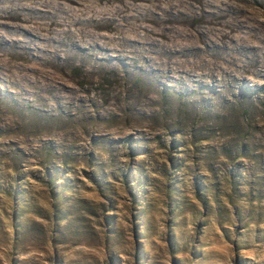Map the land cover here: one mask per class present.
Here are the masks:
<instances>
[{
  "label": "rangeland",
  "instance_id": "obj_1",
  "mask_svg": "<svg viewBox=\"0 0 264 264\" xmlns=\"http://www.w3.org/2000/svg\"><path fill=\"white\" fill-rule=\"evenodd\" d=\"M59 1L26 3L53 38L0 25V264H264V0H184L175 58L235 62L204 83L119 41L130 0ZM139 3L137 35L169 24ZM80 27L113 45L77 49Z\"/></svg>",
  "mask_w": 264,
  "mask_h": 264
},
{
  "label": "bare ground",
  "instance_id": "obj_2",
  "mask_svg": "<svg viewBox=\"0 0 264 264\" xmlns=\"http://www.w3.org/2000/svg\"><path fill=\"white\" fill-rule=\"evenodd\" d=\"M32 1H34V0H0V25H2L3 23H7L4 20V16L9 15L12 12V15L16 17L17 21L15 23H8L10 26L12 25V27H10V30L12 32H14L15 34H20L22 36V38H18V40H11L10 42H8V44L30 47L31 45L35 44V43H33V41H31L32 36H35L38 39L41 37L45 38L47 36L52 37L51 33L53 32V25L58 24L59 22L56 20H50V21H48V23H45L42 26V29H40L41 27L39 25H37L36 22L33 20V18H36V14L38 12L35 10L30 11L27 9V8H29V6L26 3L32 2ZM63 1L67 2L68 4H75L76 2H78V0H63ZM117 1H122V0H117ZM135 1L143 2V3H139L137 5L140 8H143L146 10L147 9L149 10L152 8L151 9L152 13L155 10H161V12H162L161 16L162 17L159 16V17H161V19H160L161 23L164 24V21H167V23L169 22V24L163 25L158 30L151 29L149 31H144V33L141 36L137 35L136 32H133V30H134V25H132L133 23H131V21H129L130 16H133V15L127 13L130 9H132L133 7L136 6ZM48 2H50V1H48ZM53 2L55 4H58L60 1L59 0H53ZM204 4H207L206 0H203L202 5L204 6ZM13 5H15L14 8L20 9L24 13H21V14L14 13L12 10ZM42 5L51 12V9L49 8V5L46 4L45 0H42ZM162 5H163V7H162ZM30 6L32 7L35 5H30ZM87 9H89V8L87 7ZM187 9H188V7H187L186 2L184 0H130V2L128 1V5H126V11L127 12L123 16L119 15V23L118 24H119V27L121 29V30H117V32L121 35L120 37L117 35L119 37V41L123 40L125 42L128 40L127 35L128 36L132 35L134 38L131 41L136 40L140 43L148 44L149 48L146 51H148L151 54L153 53L154 58L159 59L162 64L166 65L165 68H167V70H169V72L175 73L177 75L178 71H186L184 73L187 76H190L191 79H193V77L189 74L190 73L189 71H191L190 66L186 65L188 63V61L183 60V59H177L174 56V55H176V53L178 51H180V54H183L185 49L182 46L184 45V43H187V41H189L191 39L190 35L188 33H186L183 29L176 27L175 24L173 25L174 22L182 23V22L186 21L185 18L182 16L185 15V13L187 12ZM123 10H124L123 8H120V9H118V12H120V11L122 12ZM61 11L64 12V9H61ZM74 11H75V9H73V7L71 5H69L68 10L66 11V14L70 15V17L75 15L76 18L75 19L73 18V21H79L78 14L74 13ZM172 12L173 13L175 12L181 16L180 17H172L171 16ZM53 14H55V13H53ZM202 19H204V18L199 17L193 21L198 20L200 22V21H202ZM124 28H127V29L124 30ZM60 32L65 34L66 29H61ZM102 33H104V32H102ZM93 34L94 35H91L90 33L84 34L83 28L80 27V29L76 35V38L74 40H72V39L69 40V42H70V44L76 46L77 49H79V45H87V47H86L87 50H90L94 46H97V45H95V43L98 40H100L102 42L101 43L102 47L100 48V50L105 51V49L103 47H106L108 45L109 46L113 45V40H111V38L106 39V36H105L106 34L102 35V34H99L96 32H93ZM220 35L222 37L229 36V34L226 33L223 29H222V32L220 33ZM198 38L200 40H203L202 35H199ZM57 41L62 42L61 37H59ZM0 42L1 43H7V42L3 41V39H1V38H0ZM76 44H78V45H76ZM110 44H112V45H110ZM154 46H160L163 49L162 50L163 52L155 51V49L152 48ZM178 46H180L181 48L178 49ZM56 50H57L56 48H53L54 52H56ZM7 51H8V49H7ZM168 53H170L169 54L170 56H168ZM203 54L208 60L207 68L203 67L204 69L201 71V73H198V75H197L198 77H196V79H193V80L199 79L198 81H200L202 83H204V82L201 80H205V82L207 80H209L210 82L216 81V79L213 77L214 72H218L219 68H222L224 70L226 68H229V70H230V66L235 64L233 58L225 59L224 61H227V63H225V65H224L222 63L219 55H216V54L209 55L205 52V50L203 51ZM161 55H163L164 58H161ZM238 61H239V59H238ZM244 71H245V69H242L241 72H244ZM245 72H247V71H245ZM201 75H206L208 77V79L203 78ZM172 76H174V75H172ZM220 79H222V78H220Z\"/></svg>",
  "mask_w": 264,
  "mask_h": 264
}]
</instances>
